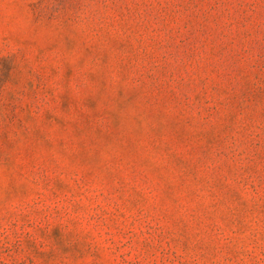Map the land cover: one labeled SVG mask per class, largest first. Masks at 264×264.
Instances as JSON below:
<instances>
[{"label":"rangeland","instance_id":"1","mask_svg":"<svg viewBox=\"0 0 264 264\" xmlns=\"http://www.w3.org/2000/svg\"><path fill=\"white\" fill-rule=\"evenodd\" d=\"M0 264H264V0H0Z\"/></svg>","mask_w":264,"mask_h":264}]
</instances>
